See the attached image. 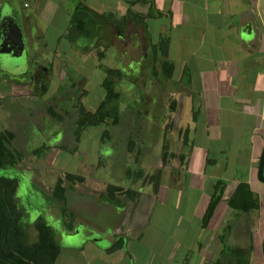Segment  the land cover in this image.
Wrapping results in <instances>:
<instances>
[{
  "label": "crops",
  "instance_id": "crops-1",
  "mask_svg": "<svg viewBox=\"0 0 264 264\" xmlns=\"http://www.w3.org/2000/svg\"><path fill=\"white\" fill-rule=\"evenodd\" d=\"M68 1L0 0V43L5 8L11 10L20 27L22 49L35 48L36 41L46 49L40 21L52 24L60 9L68 16L69 26L76 8L84 5L95 14L92 24L97 40L111 38L117 45V38L124 43L125 33L138 35L142 40V73L148 71L151 81L148 86L142 82V87L157 89L145 96L148 104L157 97V158L153 162L140 156L141 163L136 167L141 176L136 170L131 177V161L127 159L131 155L127 153L132 149L131 145L129 149L124 146L123 160L131 182L113 183L133 192L128 197L119 194L113 202L104 200L100 195L110 182L93 185L85 176L77 189L69 191L78 192L79 199L87 202L79 206L84 214L88 212L84 219L92 221H88L89 231L81 243L83 252L88 250L86 259L102 264H197L196 253L202 249L199 233L183 245L181 237L171 242L164 241L165 235L162 240L148 238L146 229L157 230V217L181 215L201 207L203 199L202 207L206 209L211 195L221 191L213 213L222 206L227 222L221 231L215 230L210 236L209 244L214 248L200 264H252L251 254L258 256L263 249L254 233L264 226V182L257 176L264 146V0H104L112 1L107 6L101 0L92 4L80 0L73 10ZM106 31L109 39L102 35ZM154 46L157 59L153 61ZM93 49L100 52L99 46ZM25 52L30 60L29 52ZM163 62L171 65L170 76L164 74ZM153 69L158 73L154 74ZM146 136L149 135L140 134V150L145 152V143H149ZM164 158L168 163L161 169ZM156 170L160 173L154 190L150 176ZM144 178L147 182L143 183ZM217 181L224 183L221 190ZM239 183L248 184L259 200V208L242 212L229 205L228 199ZM177 188L183 195L182 204L159 199L162 190L172 192ZM256 212L259 217L254 222ZM97 225L105 233V241L91 235ZM96 249H104V254H97ZM182 252L180 260L178 253Z\"/></svg>",
  "mask_w": 264,
  "mask_h": 264
},
{
  "label": "rangeland",
  "instance_id": "rangeland-1",
  "mask_svg": "<svg viewBox=\"0 0 264 264\" xmlns=\"http://www.w3.org/2000/svg\"><path fill=\"white\" fill-rule=\"evenodd\" d=\"M79 1L70 0L67 4L73 10ZM86 1H88L87 4L98 2V0ZM99 2L106 6L112 3V1L104 0ZM40 22L44 27L46 49L39 47L42 44L38 41L34 44L35 48L28 47V49L34 48L29 51L22 49V40L17 42L19 47L12 49L0 43V130L9 129L13 132L11 144L22 152L24 157L16 170L1 169L0 174L19 177L16 197L19 207L25 210L24 217H26L23 221L26 220V229L29 234H34L32 221L38 215L43 216L51 226L60 247L55 264H102L99 260L88 261L85 254L88 250L83 252L81 248V243L86 240L89 231L87 227L90 220L84 219L88 212L84 214L85 210L83 211L81 207V204L86 205L87 202L79 199L81 196L76 191L68 193L70 195L66 207L75 213L76 223L74 224L68 216L62 214L61 204L46 197L45 193L51 191L58 175L65 171L81 173L90 183H94L93 185H99L104 181L129 184L131 179L127 177L128 167L123 160V147L127 146L129 149V142L132 151L128 150L127 156L130 154L131 158L127 159L131 161L129 166L131 177H134L138 169L136 165L141 163L140 156H143V160L154 162L160 146L157 127L158 109L155 102L157 97L148 104L145 96H151L153 92H157V89L153 87L146 90L142 87V82L148 86L151 81L147 78L148 71L144 70L142 73L143 66L140 62L142 40L138 39V35L129 36L125 33L124 43L119 42L117 38L115 40L117 45H113L111 38L107 41L97 40L98 33L94 26L88 34L91 36L78 35L76 30L71 31L67 36L64 32L68 27V16H65L60 9L52 24H47L44 20ZM108 32L102 35L108 38ZM41 41L44 42V40ZM98 46L100 52L95 53L93 48ZM26 50L30 54L31 62L27 59ZM4 52L8 57L4 56ZM91 52L95 55H91ZM98 53L100 55L104 53V55L98 56ZM100 63L104 67L120 70L123 75L120 82L116 81L122 88L123 95L109 104L110 109L118 111L120 126L118 123L116 126H108L106 132L109 138L102 137L104 125L86 128L82 131L80 139L76 141L74 125L77 111H79L78 103L81 101L86 109L94 111L105 95L101 86L105 73L98 66ZM19 73L24 74L18 77ZM118 85L116 84L117 88ZM42 86H46V89L43 90ZM53 112L62 114L65 117L64 120L55 118L52 115ZM146 120L147 125H145ZM141 133L149 135L146 136L149 143H145L147 152L140 150ZM36 148L44 150V153L38 155ZM161 163L162 169L168 160L161 159ZM141 182L147 181L144 178ZM143 183L140 185L143 186ZM75 189L77 184H74L72 188V190ZM182 196L177 188L172 192L162 190L159 199L177 205L180 202L182 204ZM203 203L204 199L201 207L190 209L181 215L170 213L161 218L157 217L159 227L152 231L148 227L147 237L153 239L157 237L162 240L165 235L164 241L167 242L182 238V244L185 245L184 243L199 233L202 238V249H198L196 255L198 254L199 259L197 264H200L204 255H208L209 258L214 248L209 244L210 236L215 230L221 231L227 222L220 206L219 209L218 207L215 209L208 227L206 224L201 228L199 224L206 210L202 207ZM90 213L94 215V212ZM258 217V213H254V222ZM98 223L101 224V220ZM99 228L100 226L97 225L95 233L92 232L91 235L100 236L102 241H105V233ZM254 238L259 239L263 244L264 226L255 230ZM229 240L233 241L232 237H229ZM95 251L97 254H104L105 250L96 249ZM183 252L178 253L180 260H182ZM251 256L252 264H264L263 249L258 256L254 254Z\"/></svg>",
  "mask_w": 264,
  "mask_h": 264
},
{
  "label": "trees",
  "instance_id": "trees-1",
  "mask_svg": "<svg viewBox=\"0 0 264 264\" xmlns=\"http://www.w3.org/2000/svg\"><path fill=\"white\" fill-rule=\"evenodd\" d=\"M128 11H130V9H128ZM128 13L131 14V12ZM92 18H95V14L92 13L90 8L79 5L76 8L75 15L72 16L70 20L71 22L65 34L68 36L71 31L76 30L78 35L91 36L88 34L92 31V27L94 26L92 24ZM137 20L140 21V19ZM101 56H103V54ZM151 58L153 61L157 59L155 46L154 48L152 47ZM162 64L165 66L163 70L164 74L166 73V75L170 76L171 71H169V69L171 70V65L167 66L165 62ZM102 65L103 64L100 63L98 66L102 68L105 73L101 81V86L105 91L104 98L94 111L86 109L81 101L78 103L79 111H77L74 125L76 141L80 139L83 130L98 125L105 126L102 137L109 138L106 132L108 126H116L119 121L118 111H114L112 108L110 109L109 104L112 101L120 99L123 95V90L120 85H118L123 75L118 69H112ZM153 72L154 74L158 73L156 69H153ZM42 88L45 90L46 86H42ZM52 115L58 120H64L65 118L62 114L57 112H53ZM108 119H110V122H108ZM13 136V132L9 129L0 130V170H16L18 167L17 165L23 161L24 157L22 152L14 148L11 144ZM183 140L186 141V137H184ZM129 144L131 145L130 142ZM35 151L38 155L44 153V150L40 148H36ZM137 170L136 173L141 176V173H139L141 171L139 169ZM159 173L160 170H156V172L150 176L154 190H156L158 186ZM84 179L85 177L81 173L65 171L58 175L51 191L45 193V196L47 195L46 197L61 204L62 214L68 216L70 221L74 224L76 223L75 213L69 211L66 207L69 196L68 193L69 190H72L74 184L82 183ZM217 183L221 190V186L224 183L222 181H217ZM18 186V176L0 174V264H55L60 253V247L56 241L55 234L51 226L41 215L36 216L32 221L34 234H29L26 229V220L23 221L26 217H24L25 210L19 207L16 197ZM131 192L133 191L126 189L122 185L109 183L106 185L105 191L100 197L104 200L113 202L115 201L114 197L119 194H125L128 197ZM220 193L221 191L211 195L203 216V225H206L211 218L215 205L220 198ZM228 203L242 212H250L252 209L259 208V200L250 191L247 183H239L237 185L234 192L229 197Z\"/></svg>",
  "mask_w": 264,
  "mask_h": 264
},
{
  "label": "water",
  "instance_id": "water-1",
  "mask_svg": "<svg viewBox=\"0 0 264 264\" xmlns=\"http://www.w3.org/2000/svg\"><path fill=\"white\" fill-rule=\"evenodd\" d=\"M1 43L9 46L11 49L18 46L17 42L21 40V31L18 26L15 17L12 15L9 8L3 9L1 16ZM263 163H264V146L260 155L257 176L264 182L263 175ZM263 255H264V240H263Z\"/></svg>",
  "mask_w": 264,
  "mask_h": 264
},
{
  "label": "bare ground",
  "instance_id": "bare-ground-1",
  "mask_svg": "<svg viewBox=\"0 0 264 264\" xmlns=\"http://www.w3.org/2000/svg\"><path fill=\"white\" fill-rule=\"evenodd\" d=\"M18 47H19V46H18ZM8 51H9V50H8ZM6 52H7V51H6ZM6 52H4V54H5L4 56H6V55L8 54V52H7V54H6ZM8 55H10V53H9ZM8 55H7V57H8ZM18 56H19V55H18ZM15 58H18V57L15 56ZM10 59H11V57H10ZM18 60H20V59H18ZM18 60H17V61H18ZM7 61H8V60H7ZM15 65H17V64H15Z\"/></svg>",
  "mask_w": 264,
  "mask_h": 264
}]
</instances>
